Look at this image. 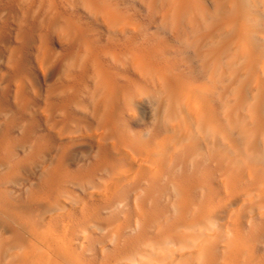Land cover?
Returning a JSON list of instances; mask_svg holds the SVG:
<instances>
[{
  "label": "bare ground",
  "instance_id": "6f19581e",
  "mask_svg": "<svg viewBox=\"0 0 264 264\" xmlns=\"http://www.w3.org/2000/svg\"><path fill=\"white\" fill-rule=\"evenodd\" d=\"M127 4L175 43L151 42ZM16 8V40L62 100L39 108L51 141L31 121L12 125L21 139L1 134L0 264H264V0H10L0 15ZM21 62L12 50L7 80L31 116ZM143 102L147 138L128 123ZM84 135L95 161L70 172L56 141ZM47 163L24 201L10 192Z\"/></svg>",
  "mask_w": 264,
  "mask_h": 264
},
{
  "label": "rangeland",
  "instance_id": "374dc122",
  "mask_svg": "<svg viewBox=\"0 0 264 264\" xmlns=\"http://www.w3.org/2000/svg\"><path fill=\"white\" fill-rule=\"evenodd\" d=\"M10 0H0V8L5 6V4H9ZM129 11L134 15V18L138 21V23L142 26L147 28L148 37L151 38V42H165L169 41L172 44L175 43L174 38L169 33H162L159 29L160 25L151 20L149 14L143 9L138 6L132 8L129 4L126 5ZM15 14L10 16L8 14L0 15V37L4 38L2 42L0 40V108L10 110V112L0 113V139L1 134H7V138L10 140L13 139H21L23 137V132L20 126H12L16 122H26L31 121L36 122L35 126L33 127V131L31 133V137L35 139H41L42 141H51L52 137L51 134L48 132L47 128L44 126L41 120V114L39 108L43 105L46 98H50L52 100H62L61 96L48 95V88L51 85L57 84L60 82L61 79L58 77H54L49 79L44 72L39 70L36 66L34 60V48L29 47L26 48L25 46L21 45L16 40V33L20 27L18 20L20 18V10L15 9ZM103 36V40H104ZM49 41L50 44L55 52H60L62 50V45H60L55 36L49 34ZM12 50L18 52L20 59L22 60L23 67L31 71L34 75V87H30L27 84L26 88V95L33 98L36 103L37 107L36 110L31 111V116L27 114L20 113L18 108L16 107L12 95L14 90V85L10 80H7L8 75L11 72V69L8 64L9 55ZM174 61L178 59L177 54L173 55ZM185 68H182L184 70ZM193 74L191 75L192 79L198 78V71L196 66L193 65ZM71 113L75 116L81 118H87L88 115L81 113L73 108H71ZM129 129L131 132L137 133L144 138L151 136L153 133V118H152V110L150 106L143 102L139 104L138 114L135 119H129ZM57 146L68 148L67 152H70L69 158L66 159V164L64 165L67 170L70 172H82L90 167V165L95 161L94 154L98 149L97 144L93 139L84 135L81 137H77L73 139L71 142L67 140L56 141ZM19 157H23L26 149L23 151L18 149L15 151ZM53 153L50 154L49 161L53 159ZM49 164L38 166L31 169V172L25 177L27 178L24 181V184L21 185L19 188H14L12 186L8 187L10 192L18 195L21 201H24L28 195V192L31 189L39 188L42 178V172L44 168H48ZM75 196L79 198H84V194L79 191L78 189H71ZM12 193V194H13ZM167 198H163L162 202H167ZM87 202H91L90 200H86ZM103 215V214H102ZM129 236H132L134 233L127 232ZM95 236L99 237L100 234L96 233ZM112 245L106 244L105 250L110 252ZM98 254V253H97Z\"/></svg>",
  "mask_w": 264,
  "mask_h": 264
}]
</instances>
